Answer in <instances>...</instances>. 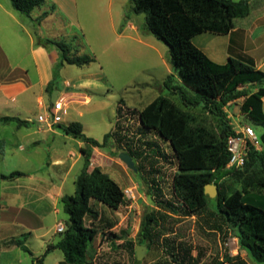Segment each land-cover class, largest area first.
I'll return each mask as SVG.
<instances>
[{
  "label": "rangeland",
  "instance_id": "1",
  "mask_svg": "<svg viewBox=\"0 0 264 264\" xmlns=\"http://www.w3.org/2000/svg\"><path fill=\"white\" fill-rule=\"evenodd\" d=\"M250 4L251 8L264 7V0H250ZM123 13L121 25H124L128 19L138 25H145V14H135L130 0L126 1ZM241 21L246 23L247 20L237 19L234 25L237 27ZM237 36L238 34L233 35V37ZM150 37H153L152 42L160 50L161 57L156 53L141 54L139 49L144 48L133 42L122 45L121 49L118 47L80 49L79 54L93 56L95 62L83 68L67 66L62 76L72 85V89L68 88L69 91H66L60 80L59 88L54 89L46 99L47 104L52 103L47 109L50 110L52 105L66 94H74V97L65 100V108L56 115V119L59 118L60 122L66 123H80L83 133L98 142H102L104 135L114 130L119 118L122 142L111 139L105 148L97 149L94 157L91 156L97 166L95 164L89 166L88 172L100 167L122 189L125 202L118 210H112L95 200L90 202L99 217L96 220L85 219V226L97 232L88 249L86 264H182L174 263L175 257L172 256L179 253L180 246L191 249L192 258L198 259L197 264H229L225 260L226 256L238 257L247 264H264L253 262L248 254L239 248L235 230L221 223L215 212V199L219 192L217 186H215L216 197L209 198L208 206L195 216L173 214L159 208L154 202L151 187L156 186L152 180L161 189L162 199L176 205L177 202L172 194V180L177 173V162L168 143L152 132L143 131L139 125L137 113L152 100L159 96L168 97L180 109L189 112L197 123L216 132L220 131L224 122L235 133H240L248 126L252 127L259 136L264 132V126L252 123L241 112L240 105L243 98L222 107V115L208 106L192 105L195 102L194 95L183 87L177 73L174 72L170 64L168 47L153 35ZM256 37L250 35L246 37L249 45L257 41ZM259 37L262 40L261 35ZM229 41L227 35L205 32L196 36L193 42L195 46L205 51V55L210 60L224 63L226 61L222 58L227 54ZM261 85L264 86V83ZM239 89L241 92L249 93L256 87ZM119 109L121 113L118 116ZM39 112L36 106L26 110L22 118L30 122V125L22 128L20 132L14 130L13 124L7 127L0 125V136H5L9 140L8 155L0 161V175L8 176L13 172L28 174L40 168L42 176L48 175L47 146L41 145L36 149L25 150L47 127L46 123L38 124ZM1 129H5L4 135ZM74 142L65 141L62 144V141H56L55 148L59 147L64 155L72 150L75 161L79 157V151L74 147ZM129 148L140 154L139 159L131 158L134 170L127 168L119 159L120 154L129 155L127 153ZM70 160L72 161L73 158ZM83 163V158L74 167L70 163L69 167L72 168L66 183L67 195L74 193L73 179L80 173ZM240 172L239 175L222 177L218 182L220 187L226 193L245 189L250 194L264 195V190L248 186L246 178L252 177L251 170L245 172L242 169ZM56 174L58 175L56 172L53 173V178L57 177ZM28 181L26 177H22L16 181L0 183V205L4 206L1 214L3 225L0 228V237L10 239L19 236V239H24L25 246L30 251L26 253L16 248L10 251L0 246V264H33V259L40 258L48 245L60 240L61 234L55 232L56 224L58 222L65 224L68 220L61 199L50 198V202H32L27 192L22 189ZM126 191L128 194L125 193ZM147 211L159 213L160 227L155 233V241L152 245L143 242L141 236V224ZM139 247H143L144 252L141 260L138 261ZM61 262H63V253L54 250L45 257L43 264Z\"/></svg>",
  "mask_w": 264,
  "mask_h": 264
},
{
  "label": "trees",
  "instance_id": "2",
  "mask_svg": "<svg viewBox=\"0 0 264 264\" xmlns=\"http://www.w3.org/2000/svg\"><path fill=\"white\" fill-rule=\"evenodd\" d=\"M45 0H9L12 7L25 16L41 6ZM135 14H145V30L169 49L170 64L177 73L184 88L190 90L195 102L192 105H204L222 115V107L227 103L243 98L240 110L254 124L264 126V71L256 69L252 63L228 58L224 64L210 60L192 42L202 33L209 32L227 35L234 29L237 19L245 18L251 11L250 0L233 2L231 0H130ZM45 15L35 20L39 23ZM39 45H52L60 53L61 65L85 67L95 62L89 55L71 56L68 46L37 38ZM256 87L255 91L241 92L242 87ZM184 98V97H182ZM121 109L118 110V116ZM140 127L145 132L156 134L168 143L177 162V173L172 180V194L176 205L162 199L161 189L151 187L154 202L161 209L185 217L195 216L208 206L209 197L205 195V186L218 187L215 199V212L221 223L229 225L236 232L239 248L244 250L255 263H264V195L250 194L245 189L226 193L219 185L225 176L241 174L251 170L247 177L248 186L264 190V133L259 135L261 150L250 144L247 149L245 165L241 169H227L230 154L227 141L236 133L222 123L219 132L196 122L189 113L180 109L168 97L159 96L137 113ZM14 123L16 128L28 127L30 122L16 117H1L0 124ZM56 128L64 134L83 142L88 148H80L83 167L76 177L75 191L62 197L63 211L68 216L65 231L54 245H48L44 254L33 259V264H43L45 257L54 250L63 253L60 264H86V255L96 238L95 229L85 226V219L96 220L97 211L90 205L95 200L112 210H118L125 202V195L119 185L105 174L100 167L88 172L92 148L103 149L109 140L121 143L119 118L115 128L104 135L102 142L87 137L78 122L57 124ZM128 146V145H127ZM4 142L0 140V153ZM127 153L133 159L140 154L131 148ZM24 176L13 172L1 176L3 180H14ZM158 211H147L141 224L143 242L152 245L155 233L160 227ZM7 246L20 248L30 253L24 239H11ZM174 263L197 264L191 249L180 246L179 253L172 255ZM229 264H247L238 257H225Z\"/></svg>",
  "mask_w": 264,
  "mask_h": 264
},
{
  "label": "crops",
  "instance_id": "3",
  "mask_svg": "<svg viewBox=\"0 0 264 264\" xmlns=\"http://www.w3.org/2000/svg\"><path fill=\"white\" fill-rule=\"evenodd\" d=\"M126 1L45 0L41 6L32 11L30 16H25L17 12L9 0H0V118L5 116L16 117L25 121L22 117L31 106H36L40 111L38 116L43 114L52 104H47L46 99L54 89L59 88L60 80L66 91L72 89V85L65 81L62 76V72H65L67 66L70 65H61V56L57 48L52 45H39L37 38L65 44L69 47L71 56L84 55L79 54L80 49H114L115 47L121 49L122 45L133 42L144 48L139 49L141 54L156 53L161 57L160 50L152 42L153 37H150L151 35L144 26L138 25L130 19L121 25L124 15L123 7ZM42 15L45 17L36 24L35 20ZM241 19L247 21L246 23L241 21L237 27L234 25V29L227 34L230 41L226 50L227 54L222 59L226 62L228 58L247 60L256 69L264 71V41H262L264 40V7L255 6L251 8L249 15ZM236 34L238 36L233 37ZM249 35L251 37L257 36V41L254 44L249 45L247 42L246 37ZM259 35H261L262 40ZM196 47L205 54L203 49ZM68 88L70 89L68 90ZM65 97L69 99L74 97V94L69 93ZM262 109H264V99H262ZM10 124L14 125L16 132H20L24 128L17 129L14 123ZM10 124L4 126L7 127ZM38 124L40 123L38 122ZM60 124L67 125L69 123L61 121ZM1 130L4 135L5 129ZM41 132V136L33 139L25 150L36 149L41 145L47 146V160L49 161L47 172L49 173L47 176H42L40 168L28 172V174L23 173L24 176H22L29 180L22 189L35 203L50 202V198H59L60 200L67 195L66 183L71 168L83 158L79 150L80 148H88L83 142L64 134L62 130L56 128V125H47L46 129ZM0 140L4 142V149L0 153V161H3L4 156L8 155L7 144L9 140L5 136H0ZM73 140L77 142L75 143ZM56 141H62V144L65 141L74 142V147L79 151L78 159L74 161L75 154L72 150L64 155L59 147L55 148ZM96 150V148H92V157H94ZM93 160L91 158V167L95 164ZM70 163H72L71 168L69 167ZM95 166L97 165L95 164ZM55 172L58 175L56 174L57 177L53 178ZM1 176L4 175H0V183L9 181L1 179ZM77 176L74 177L72 184H74ZM22 177L10 180V182ZM3 211L4 206L0 205V228L3 225L1 221ZM18 237L7 239L1 236V248L10 251L15 248L20 249L5 245L11 239H19Z\"/></svg>",
  "mask_w": 264,
  "mask_h": 264
},
{
  "label": "built area",
  "instance_id": "4",
  "mask_svg": "<svg viewBox=\"0 0 264 264\" xmlns=\"http://www.w3.org/2000/svg\"><path fill=\"white\" fill-rule=\"evenodd\" d=\"M65 100H67V97L64 96L61 100L55 102L50 110H47L37 117V121L40 124L46 123L49 126L59 124L60 119H56V115L62 112L65 108ZM52 117L53 120H51ZM247 144L252 145L257 150L261 149L259 136L256 135L252 127L247 126L240 133H236L235 136H230L228 138L227 150L230 154V157L227 164V169H241L244 167L247 157ZM125 193L128 194V191H126ZM64 231L65 224L58 223V225L56 226V233L62 234Z\"/></svg>",
  "mask_w": 264,
  "mask_h": 264
},
{
  "label": "water",
  "instance_id": "5",
  "mask_svg": "<svg viewBox=\"0 0 264 264\" xmlns=\"http://www.w3.org/2000/svg\"><path fill=\"white\" fill-rule=\"evenodd\" d=\"M119 159L121 162H123L127 168L134 170V164L132 162V159L129 155L127 154H120L119 155ZM205 195H207L210 199L215 198L217 195V190L215 185L210 184V185H206L205 186ZM143 252H144V248L143 247H139L137 250V260H141L142 256H143ZM220 264V263H219Z\"/></svg>",
  "mask_w": 264,
  "mask_h": 264
}]
</instances>
